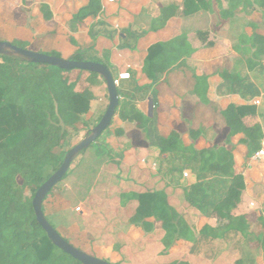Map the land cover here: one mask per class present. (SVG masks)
<instances>
[{"label": "trees", "instance_id": "16d2710c", "mask_svg": "<svg viewBox=\"0 0 264 264\" xmlns=\"http://www.w3.org/2000/svg\"><path fill=\"white\" fill-rule=\"evenodd\" d=\"M188 3H194V0H184L182 18L192 17L199 11L198 5H194V10L187 12ZM254 3L264 17V0H254ZM100 8L99 0H88L80 8L84 13L80 11L69 18L67 26L72 32L86 29ZM48 15L45 14V17L49 18ZM7 17L15 27V36L8 42L62 58L66 57L57 51L43 52L42 43L47 36L65 34L75 46L71 59L96 62L98 60L93 53L99 39L112 42L116 37L113 25L105 20L92 23L82 35H72L57 28L47 35L34 36L26 25V14L19 6L2 14V18ZM183 39L209 44L206 33L194 29H190L186 39ZM251 40L257 44V58L263 59L259 51L264 49V35L252 31ZM21 42H27L29 46L25 47ZM166 42L149 43L145 60V75L151 82L146 87L154 84L153 91L158 101L156 122L160 149L162 152L181 151L186 148L184 143L189 141L191 149L201 158L200 168L204 174L231 176L225 196L201 214L196 203L189 199L172 202L165 188L136 186L137 183L130 182V186L118 188L114 197L115 206L107 209L110 220L105 223L99 237L94 239L76 225L63 234L54 225L53 217L70 220L72 201L62 194L60 183L78 167L87 148L79 153V160L73 161L62 180L43 199L44 216L71 245L91 255L95 256L92 247L111 246V256L115 259L112 264H125L122 250L126 241L123 233L129 226L138 228L134 240L138 247L161 243L165 250L177 240L188 239L193 231L214 239L223 238L229 231H238L244 238V250L231 264H256V258L264 254V236L258 238L251 235L240 219L255 206V201L245 193L242 167L239 172L230 173V163L207 162L205 158L221 145H228V133L232 130L239 136V144L248 143L251 146L247 156L257 150L261 130L254 106L229 103L222 107L211 100L206 94L207 85L201 83L200 76L184 61L166 71L176 60L161 53ZM164 72L165 76L161 79L160 75ZM98 78L97 73L83 69H60L46 63H31L16 56L0 55V264H81L47 238L35 221L31 200L37 188L62 162L65 129L90 130L95 125L86 122L82 114L98 97L95 83ZM103 86L107 94L105 83ZM115 115L124 122L123 126L114 129L116 138L131 146H143L145 141L141 130L151 118L141 111L129 112L120 103ZM169 120L173 122L172 127L167 124ZM47 167H51L52 172L45 175ZM27 187H31L29 197L25 195ZM201 216L213 218L215 224H204L198 228ZM85 244L89 248H83ZM144 261V264H188L178 258Z\"/></svg>", "mask_w": 264, "mask_h": 264}, {"label": "crops", "instance_id": "0c3cea01", "mask_svg": "<svg viewBox=\"0 0 264 264\" xmlns=\"http://www.w3.org/2000/svg\"><path fill=\"white\" fill-rule=\"evenodd\" d=\"M199 1L188 3L187 12L193 11L194 5H198L199 11L192 17L182 18L184 0H99L100 11L87 28L72 32L66 21L83 12L80 8L84 7L88 0H0L2 40L11 41L15 36L12 20L8 17L2 18V14L9 13L15 6H19L25 12L26 25L34 36L47 35L57 28L64 29L72 35H82L92 23L99 20L111 23L116 30L114 41L100 38L93 54L98 62L104 63L110 69L114 79L119 77V74L129 73V78L119 81L118 89L121 91L119 103L127 107L129 112H143L151 120L141 130L145 144L131 146L116 138L114 129L123 126L124 122L118 115H114L112 118L114 127L102 132L86 150L75 169L80 171V175L94 169L95 173H99V176L104 178V181H95L99 183L95 185L96 189L91 191L94 200L101 198L95 206L102 213L107 212V207L109 209L115 206L114 197L118 188L130 186L132 184L130 182L137 183L136 186L157 185L159 188H165L174 203L184 199L195 203L196 198L201 196L202 189L205 190L206 197L221 193V198L215 202L217 204L225 196L231 181L229 175L204 174L200 168L201 158L191 149L189 141L184 143L186 147L184 150L161 151L156 122L158 101L153 91L154 84L150 88L146 87L151 83L145 75L149 43L168 41L163 45L161 53L176 60L166 71L175 67L180 61H184L190 69L195 70L196 75L200 76L201 83L207 85L208 98L222 107L229 103L239 106L253 105L254 100L260 99V105L253 106L255 113L261 115V120L256 118L261 135L264 131L262 128V125L264 126V49L259 51L263 56V59L259 60L256 56L257 44L251 40L252 31L264 35L263 15L254 0ZM45 14H49L50 17H45ZM190 29L205 32L209 44L183 41ZM74 49L75 46L68 41L65 34L47 36L42 43L44 52L57 51L66 58L72 57ZM164 76L165 72L160 78ZM97 80L95 83L98 87V97L90 102L89 110L82 114V118L92 125L98 122L108 104V95L103 86L104 80L101 77ZM167 124L172 127L173 122L169 120ZM238 137L236 131H230L227 138L228 145H224L225 147L221 145L215 149L217 150L215 160L221 164L232 162L237 168L236 172L242 167L244 190L247 196L255 201V206L248 215L240 219L250 233L253 231L255 237L262 238L264 236V164L249 161L251 154L247 155L251 146L248 143H244L248 146L245 156L232 154L233 157L228 158L226 153L229 151L231 154L234 147L239 144ZM153 164L155 167H152ZM68 177L71 181L77 179L73 173ZM74 183L75 181L71 183L72 186ZM85 196L82 194L80 198L84 199ZM107 200L109 202H106ZM81 205L84 204L80 203L77 208ZM204 224L214 225L215 220L201 216L197 227L200 228ZM130 230H133L134 236L127 234ZM137 233L136 226H129L123 233L126 241L122 250L125 264L175 258L184 260L188 264H231L241 256L240 250L244 245V238L238 231H229L223 238L215 239L206 235H197L193 231L188 239L177 240L168 250H165L161 243L140 248L134 242ZM155 250L157 252L153 253ZM256 264H264V254L256 258Z\"/></svg>", "mask_w": 264, "mask_h": 264}, {"label": "water", "instance_id": "95a60500", "mask_svg": "<svg viewBox=\"0 0 264 264\" xmlns=\"http://www.w3.org/2000/svg\"><path fill=\"white\" fill-rule=\"evenodd\" d=\"M0 55L16 56L31 63H46L60 69H83L97 73L106 85L108 104L98 122L89 130L86 136L78 143L65 151L63 159L58 168L37 188L31 204L34 211L35 221L41 226L51 243L65 254L81 264H112L111 262L91 255L82 249L71 245L61 234L48 222L42 211V201L50 190L58 184L68 172L71 164L79 153L94 143L102 132L110 125L119 104V91L114 83L110 69L101 62L79 61L71 58H62L52 54L34 52L25 48L13 45L12 43L0 40Z\"/></svg>", "mask_w": 264, "mask_h": 264}, {"label": "rangeland", "instance_id": "374dc122", "mask_svg": "<svg viewBox=\"0 0 264 264\" xmlns=\"http://www.w3.org/2000/svg\"><path fill=\"white\" fill-rule=\"evenodd\" d=\"M1 39L2 37L0 35V40ZM12 42H16V41H12ZM21 44L25 47L29 46V43L27 42H21ZM96 89L98 90V87ZM118 91L121 92L119 89ZM113 127H114V122L112 123V125L107 127L105 131L107 130L109 131ZM88 132H89L88 129L78 130L75 127L66 128L65 133H64V138L62 141V147H63L64 153L65 151L70 149L72 146H74L76 143H78L81 139H83ZM222 147H225V146L223 145ZM216 152L217 150H213L209 154L205 155L207 162L214 161L216 159L215 158ZM247 152H248V146L243 143V144H238L237 146H235L232 153L230 154V152L228 151L226 155L228 156L229 159H231L233 157L232 154H235V155L240 154V156L242 157V156H245ZM75 160H79L78 156L75 158ZM230 164L232 165V167L230 168V173L236 172L237 168L232 164V162H230ZM51 170H52L51 167H47L45 170V175L47 173L52 172ZM92 170L93 171H87L86 173L83 172L82 175L79 174L80 171L74 170L72 173L77 176V179L74 178V180L71 181V178L67 176L60 183L62 194L72 201V204L69 210L71 214L70 220L63 221V218L61 216L53 217L54 225L63 234L66 233L69 227H71L72 225H76L78 229H80L83 232L84 231L88 232L89 235H91L94 239H96L97 237H99L100 231L104 227L105 223H107L110 220V213H108V211L102 213V211H99L96 209L97 206L95 205H97L100 202L101 198L99 200H94L95 197L91 191L95 190L96 189L95 185L101 181H104V178L100 177L99 173L97 172L95 173L94 169ZM97 180L99 181L98 183L95 182ZM73 181H75V183L72 186ZM84 181H85V186H84ZM200 191H201V196L197 197L195 201V203L198 206V211L200 212H204L208 210V208L212 206L213 204H215V202H217L222 196L221 193H218V194L216 193V194H212L211 196L206 197L204 193L205 190L202 189ZM82 194L86 195L84 199L80 198ZM25 195L27 197L31 195V187L26 188ZM80 203H83L85 206L81 205L80 208H77V205H80ZM86 209L88 211H84ZM132 231L133 230H130V232H128L127 234H129V236L130 235L134 236ZM251 235L255 236V233L252 231ZM243 247L241 248L240 252L244 250ZM83 248L87 249L89 248V246L85 244ZM92 249H93L95 256L105 259L109 262L115 261L114 257L110 255L111 246H100V247L95 246V247H92ZM156 252L157 250L153 251V253H156ZM153 253H150V254H153ZM144 263L145 261H142L141 263H137V264H144Z\"/></svg>", "mask_w": 264, "mask_h": 264}, {"label": "built area", "instance_id": "2783aa9c", "mask_svg": "<svg viewBox=\"0 0 264 264\" xmlns=\"http://www.w3.org/2000/svg\"><path fill=\"white\" fill-rule=\"evenodd\" d=\"M110 1H113V0H110ZM129 76H130L129 73L119 74V77L114 79V83H115L116 87L117 88L119 87V81L121 79H127V78H129ZM260 102H261L260 99H256L252 103L254 106H259ZM255 116L258 120H261V115L259 113L256 112ZM262 128H264L263 125H262ZM257 145H258L257 150L251 153V155L249 157V161L254 162V163L264 164V131H263L261 137L258 139ZM152 167H155V165L153 164Z\"/></svg>", "mask_w": 264, "mask_h": 264}]
</instances>
